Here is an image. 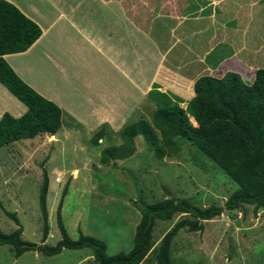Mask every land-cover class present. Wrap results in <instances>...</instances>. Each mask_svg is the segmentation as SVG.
<instances>
[{"label": "rangeland", "instance_id": "rangeland-1", "mask_svg": "<svg viewBox=\"0 0 264 264\" xmlns=\"http://www.w3.org/2000/svg\"><path fill=\"white\" fill-rule=\"evenodd\" d=\"M123 1L131 6L132 12L142 7L148 10L147 15L156 19L152 23L155 25L153 38L161 43V35L156 33L166 35L165 32L170 33L171 27L175 26L171 20L159 15L174 16L175 12L181 14L189 4V0H168L171 2L168 6L166 0ZM225 1L226 4L222 5L228 10L244 4L251 8L255 2ZM84 2L86 7L92 6L91 0ZM207 2L198 0L196 8L199 9L198 4L201 7L205 5V11L201 14V10L197 12L195 8L193 11L196 15L190 18L200 19L203 15L202 19L205 20L209 10L212 12L213 7H221V1L218 4L213 3L210 8ZM256 2L258 4L254 11L247 8L249 13L245 11L240 16L241 23L245 20L243 24L237 26L235 21L238 19H232L229 26L222 27L224 31L219 34L234 39L229 43L230 47H219L214 53L218 57L221 52L231 55L244 49L237 57L247 66V71L242 75H245L244 80L249 85L254 81L255 71L264 68V2ZM157 18H160L159 21ZM206 24L196 23V27H193L197 31L201 30L195 38L197 44H200L199 50H196V53H200L196 62L200 70L204 66L199 62L203 51L210 49L213 44L210 40L212 28ZM160 26H165L166 31H160ZM235 26L240 32L233 31ZM243 45L246 47L242 48ZM152 49L156 51L155 45ZM227 71V68L221 71L222 75ZM221 73L204 75L222 77ZM182 95L186 99L187 94ZM181 106L186 108L187 104ZM155 110L153 102L145 101L128 124L139 120L152 122ZM67 122L65 119V124ZM122 129L107 128L104 139L95 145L92 136L98 130L82 129L72 122L54 136L41 135L33 140H22L0 148L1 232L10 234L17 230L18 226L7 216V213H15L23 228L22 239L31 243H42L43 220L39 194L44 169L50 179L47 198L50 232L45 243L55 246L61 239L57 226V208L62 193L68 186L62 214L70 237L77 240L81 230L85 235L102 240L107 245L108 255L129 253L133 249L136 226L141 219V212L136 204L142 205L143 202L151 205L166 198H185L202 208L213 205L223 207L238 190L239 185L196 147L184 140H175L180 148L176 155L158 159L142 137H138L134 139L136 151L133 156L109 166L101 165L102 150L123 143L120 138ZM183 218L185 215L179 214L171 221H158L153 233V248L158 247L166 233ZM204 226L201 232L182 230L178 234L172 244L171 260L174 264H264V211L256 212L254 207L246 206L243 212H225L221 217L205 222ZM155 263L153 255H150L142 264ZM0 264L95 263L88 249H65L60 255L53 257L28 252L16 258L11 246H0Z\"/></svg>", "mask_w": 264, "mask_h": 264}, {"label": "trees", "instance_id": "trees-1", "mask_svg": "<svg viewBox=\"0 0 264 264\" xmlns=\"http://www.w3.org/2000/svg\"><path fill=\"white\" fill-rule=\"evenodd\" d=\"M117 1L137 27L154 35L155 25L152 23L156 19L147 15L146 8H137L132 12L129 4L123 0ZM159 16L170 20L172 15ZM159 30L165 32L166 28L160 26ZM156 34L161 35L162 43L154 39L160 49L168 48L170 33ZM41 36L42 30L38 24L12 3L0 0V84L27 107V112L20 118L6 113L0 119V148L22 140H33L41 135L54 136L61 130L62 109L26 84L4 58L6 55L26 52ZM244 78L241 73L234 71H228L222 77L202 75L193 86L195 96L186 108L181 106L185 103L183 98L163 93L159 90L160 86L154 84L148 94L156 106L152 122L139 120L126 125L120 132L123 143L103 149L100 158L101 165L105 166L126 160L136 151L134 139L142 137L150 151L158 159H164L179 152L176 139L184 140L239 185L223 207L213 205L202 208L185 198H166L151 205L143 202L142 205L136 204L141 219L136 226L133 249L129 253L108 255L107 245L102 240L85 235L81 230L77 240L70 237L62 214L68 193L66 186L57 208L61 239L55 246H49L45 242L50 232L47 206L50 179L44 169L39 194L43 220L42 243L24 241L23 228L17 215L7 213L18 228L10 234L0 230V246H11L16 258L28 252L53 257L65 249H88L95 264H142L150 255H153L155 264H174L171 260L172 244L182 230L201 232L205 222L221 217L225 212H243L246 206L254 207L256 212L264 211V68L255 71L251 85ZM106 129L103 126L92 136L95 145L104 139ZM179 214L185 215V218L166 233L158 247L153 248L156 223L171 221Z\"/></svg>", "mask_w": 264, "mask_h": 264}, {"label": "crops", "instance_id": "crops-1", "mask_svg": "<svg viewBox=\"0 0 264 264\" xmlns=\"http://www.w3.org/2000/svg\"><path fill=\"white\" fill-rule=\"evenodd\" d=\"M7 1L42 30V36L29 50L4 56L7 63L26 84L62 109L61 130L73 122L94 131L103 126L111 130L124 128L150 100L148 94L154 84L163 93L183 99L182 94H187V104L195 96L196 80L204 73H221L227 68L244 74L247 66L237 57L244 49L231 55L221 52L218 57L214 53L219 47H230L234 39L219 34L224 31L222 27L229 26L232 19H238L237 26L243 24L242 13L254 11L258 4L251 0L256 2L251 8L244 4L228 10L222 5L225 0H204L209 8L221 1V7H213L203 20V15L200 19L190 18L196 15L193 10L198 0H189L185 12L170 16L175 28L171 27L169 49L163 51L150 32L137 27L122 5L113 0H91L89 7L85 0ZM197 6L202 14L205 5ZM196 23H207L213 32L212 47L204 50L199 60L204 65L201 70L196 65L200 44L195 38L201 33L193 28ZM237 26L234 32H240ZM26 112L27 107L0 84V119L6 113L20 118Z\"/></svg>", "mask_w": 264, "mask_h": 264}]
</instances>
